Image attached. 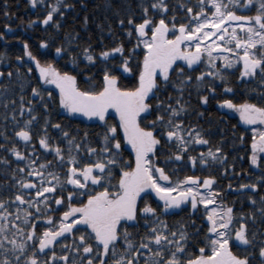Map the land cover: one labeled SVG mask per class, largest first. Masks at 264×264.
Masks as SVG:
<instances>
[{"label": "snow or ice", "instance_id": "6c2138e0", "mask_svg": "<svg viewBox=\"0 0 264 264\" xmlns=\"http://www.w3.org/2000/svg\"><path fill=\"white\" fill-rule=\"evenodd\" d=\"M38 2L44 0H28L33 7ZM62 7L71 9L65 0H47V10L39 24L51 23L58 32L61 23L55 14L63 17ZM137 7L142 18L139 22H134L132 15L127 18V50L116 43L98 53L101 61L117 60L112 66L105 65L102 75L88 71L97 56L88 45H75L79 37L74 32H65L63 38L53 34L41 38L35 54L23 41V55L35 66V72L27 67L26 73L38 74V80L31 87L28 106L21 103L20 112L7 114L15 129L12 135L0 131L4 140L0 150L11 145L5 155H0V162L7 165L5 157L10 154L27 165L11 169V188L7 181H0V264H253L255 254L259 264H264V229L256 224L254 214L258 213L260 223H264V194L258 202L254 195H248L253 210L235 213L232 205L218 200L220 190L214 184L215 177L205 175L200 182L193 175L175 179L171 175L177 171L174 161L182 160V153L193 140L197 145L208 144L196 124L185 127L180 118L188 107L181 103L185 85H194L204 93L198 96L201 105L217 94L216 81L224 83L221 96L233 92L224 73L227 69L234 71V65L239 68L237 80L255 78L259 72L264 85V0H185L180 5L186 9L182 22L176 21L175 7L173 15L168 16L166 0H151L150 4L149 0H139ZM150 11L153 15H149ZM117 24L124 27L122 19ZM4 36L0 32V40ZM46 56L52 59H44ZM60 57L66 58L63 67L67 70L54 63ZM16 60L25 63L19 55ZM81 63L84 67H80ZM196 68L201 70L193 78L191 72ZM16 73L19 75L20 68ZM129 77L132 84L122 85L121 79ZM46 85H54L55 92L45 94ZM3 87L7 89V85ZM169 87L179 93L173 103L160 98ZM154 95V103H149ZM172 99L170 92L167 100ZM33 100L39 101L45 113L51 102L69 114L98 120L102 129L97 132L99 151L88 146L87 130L77 140L59 122L52 128L59 131L60 137L50 138L46 115L36 140L53 160L41 158L37 164L33 156L39 154L29 143L30 125L36 118ZM216 105L237 113L244 124L264 125V92L255 102L244 99L234 103L230 98H219ZM109 109L114 111L118 124L108 121ZM25 113L28 118L22 123L16 120L17 115L23 118ZM251 131L248 161L256 166L257 153H264V127ZM244 135L240 133L241 138ZM19 142L23 147H18ZM125 144L131 148L129 155L124 154ZM162 144L168 147L166 157L162 155ZM82 145L88 159L81 155ZM158 151L161 158L157 157ZM208 158L224 162L226 154L220 146L209 148L201 152L200 164L206 165ZM195 159L187 157L189 162ZM168 164L173 168L169 170ZM68 186L72 190H67ZM249 188L256 190L257 184L239 185L241 190ZM189 200L193 215L198 205L204 206L201 222L191 233L201 236L196 241L200 245L196 255L187 252L190 237L184 224L170 229L164 219L173 214L172 209L187 206ZM53 203L56 208L51 207ZM257 203L259 207H255ZM10 205L15 206L13 211L8 210ZM41 206L45 209L43 215ZM52 211H59V216L49 215ZM141 227L144 231L139 233ZM65 234L72 235V240L57 248L59 241L66 239Z\"/></svg>", "mask_w": 264, "mask_h": 264}, {"label": "trees", "instance_id": "16d2710c", "mask_svg": "<svg viewBox=\"0 0 264 264\" xmlns=\"http://www.w3.org/2000/svg\"><path fill=\"white\" fill-rule=\"evenodd\" d=\"M66 3L71 5L70 10H65L63 7L61 10L65 12L63 17H59V14H55L56 19L60 21L61 27L58 30H54L51 27V23L47 25L39 24V20L42 19L43 14L46 12L47 0L44 3L38 2L35 7L28 3V0H0V32L4 33V39L0 40V131H3L5 135L11 136L12 132L15 130L13 124L10 122L11 117L7 114L9 112H20V104L23 103L25 107L28 106V100L31 95V87L38 80V74L30 75L26 73L27 67H32L33 72H35V66L31 64L28 57L23 55V41L29 43V48L36 53L39 40L44 37H48L50 34L57 35L59 38H63L65 32H74L79 39L75 41L76 46L82 47L83 45H88L90 50L97 59L92 62L94 67L89 68V72H96L97 75H102V71L105 65L112 66L117 63V60L108 59L106 61H101L98 58V53L106 48L114 47L116 43H121L125 47V51L129 46L130 37L125 32L128 27L127 18L129 15L134 16V22H139L142 18V13L139 7H137L139 0H65ZM193 2V0H189ZM151 0H149V4ZM168 5L167 14L169 17L173 15V8L175 7V16L177 22H182V18L185 15L186 9H181L180 5L185 3V0H166ZM5 4L7 5L5 7ZM119 10V15L116 14V10ZM7 15H4V13ZM158 13V10H157ZM240 14H248L247 12H242ZM149 15H153L150 11ZM85 17H87V22L85 23ZM122 19L124 27H120L117 24V20ZM29 21L32 23L29 24ZM8 25L7 28L4 26ZM133 37L134 25H133ZM150 32V29H149ZM19 37V39H16ZM60 40L57 39L56 43ZM134 42V39H133ZM54 47V45H53ZM45 51V50H40ZM47 51H51L50 49ZM75 55V53H73ZM20 56L21 60L25 63H21L16 60V56ZM117 58L119 53L114 54ZM44 59H52V56L43 57ZM54 63L58 68L62 70H67L63 66L66 64V58L60 57L58 60H54ZM182 63V62H181ZM179 66V65H178ZM219 66V64H218ZM68 67H71L70 65ZM80 67H84L81 63ZM203 67V65H201ZM16 68H20L19 75L16 73ZM235 69H227L224 73L225 79L229 86L233 89L232 93L227 94V96H221L220 93L224 88V83L222 81H216L218 85L216 89V95L211 96L206 104L201 105L199 103L198 96L204 94L200 89L194 87V85H185L184 91L182 92L183 99L181 103H187V109L180 117L185 127H190L191 124H196L200 129L201 134L208 140L207 145H197L195 140L189 145L188 149L182 153V160L179 162L173 161L176 165L177 171L172 172V178L175 179L177 176L183 178L185 175L197 176L199 181H203L205 175L215 177L214 184L220 190V196L218 200H222L225 204H230L233 207L235 213L245 212L253 210V205L248 201V195H254L257 202L261 194H264V153H257L258 164L253 166L248 161V153L251 151L250 141L252 139V128H261L264 125H260L258 122L255 124H244L239 119V115L232 110L219 109L216 105V100L219 98H230L234 103L242 102L244 99H250L252 101H257L258 96L264 92V85L260 82V75L257 72L255 78H242L237 80L236 76L239 75V68L233 66ZM201 68H196L195 71L191 72V76L194 78L197 71ZM11 73V76H9ZM127 75V74H126ZM132 79L126 78L121 79V84L124 86H130L132 84ZM80 86H83L82 82H79ZM7 85V89L3 87ZM55 92L54 85L45 86V94L47 92ZM171 92L173 99L167 100L169 93ZM176 91H173L171 87L160 94V98L165 100L167 103H173L176 95ZM23 97V100H21ZM155 95L153 96V101L149 103H154ZM5 101H7V107L5 106ZM50 107L47 113L44 112L42 105H40L38 100H33V110L35 112V120L32 121L31 136L32 140L29 142L30 147L39 154V156H33V160L38 164L41 158L47 161H52V155L46 153L40 148L36 137L42 131V125L44 124L45 116L49 117L47 124V135L50 138H59V131L52 128L53 123H61L66 125L68 131L71 135H74L77 140L83 135L85 130L88 132V146H94L99 151V143L97 138V132L102 131L99 127V121L94 118H86L78 113H67L64 109L60 108L58 105H52L49 102ZM199 114V115H198ZM106 117L109 122L118 121L115 120V113L113 110L109 109L106 112ZM28 118V113H25L24 117L17 115L16 120L20 123L23 119ZM145 119H150L147 117ZM144 121H141L143 124ZM244 132V137L241 138L240 133ZM122 139V136H121ZM4 140L0 138V144H3ZM10 144L5 145V150H0V155H5L7 147ZM220 146L221 151L226 154V160L224 162L211 161L208 158L206 165H201L199 162V156L201 152H207L209 148ZM18 147H23V142L18 143ZM164 148L163 156L169 155L168 147L164 144L161 145ZM83 152L81 155L88 159V153L86 147L82 145ZM125 155L131 153V148L127 144L124 145ZM172 150H175V143L172 144ZM25 153L27 154V149L25 148ZM192 155L197 157L193 162H189L187 157ZM157 157L161 158V153L157 152ZM8 160V164L5 165L0 162V181H7L9 187L11 188L13 181L11 179V169H18L23 165V161L17 162V158L11 157L10 154L5 157ZM83 163V161L81 162ZM228 164L232 165L231 169H228ZM27 168V165H23ZM167 168L170 170L173 168V164H168ZM221 169L225 171L222 173ZM51 171V169H49ZM237 173L239 175H237ZM27 175V172H25ZM260 179H257V178ZM255 182L257 184V189H239L241 183L250 184ZM38 183V182H37ZM232 185V187H226L227 185ZM67 190H72V186H68ZM0 194L3 191L0 190ZM10 194V193H9ZM75 203L76 200H73ZM142 204V201H141ZM155 206V205H153ZM211 206V205H209ZM14 205L9 206V211L14 210ZM51 207L56 208L57 206L53 203ZM255 207H259L257 203ZM204 206L198 205L195 214L190 212L191 202H187V206H182L179 209H172L173 214L166 215L164 217L165 221L169 225V228L173 226H178V224H184V230L189 233V244L187 246V252L193 255L199 254L200 245L196 243L201 236L191 235L192 232L196 230L203 217ZM35 211L34 209H30ZM60 208L59 211H63ZM59 211L49 212V215L54 217L59 216ZM45 209L41 206V215H43ZM257 216L256 224L259 225L261 229H264V223H260V218L258 213H254ZM35 219V216H33ZM142 223V222H141ZM37 224L42 225L41 221H37ZM123 227V225L121 226ZM144 229L141 227L139 233H142ZM201 234L203 229L200 230ZM139 233L136 235V239L139 238ZM66 239L59 241L57 248L60 244L68 243L72 240V235L65 234ZM207 254V253H205ZM255 254V253H254ZM256 260L253 264H259L258 254Z\"/></svg>", "mask_w": 264, "mask_h": 264}]
</instances>
